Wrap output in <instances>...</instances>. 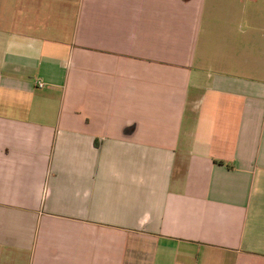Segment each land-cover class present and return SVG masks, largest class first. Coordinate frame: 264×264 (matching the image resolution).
I'll return each instance as SVG.
<instances>
[{
	"label": "crops",
	"instance_id": "1",
	"mask_svg": "<svg viewBox=\"0 0 264 264\" xmlns=\"http://www.w3.org/2000/svg\"><path fill=\"white\" fill-rule=\"evenodd\" d=\"M0 3V264H264V0Z\"/></svg>",
	"mask_w": 264,
	"mask_h": 264
},
{
	"label": "built area",
	"instance_id": "2",
	"mask_svg": "<svg viewBox=\"0 0 264 264\" xmlns=\"http://www.w3.org/2000/svg\"><path fill=\"white\" fill-rule=\"evenodd\" d=\"M39 86H42L43 85V83L42 82H40V81H38V83H37Z\"/></svg>",
	"mask_w": 264,
	"mask_h": 264
},
{
	"label": "rangeland",
	"instance_id": "3",
	"mask_svg": "<svg viewBox=\"0 0 264 264\" xmlns=\"http://www.w3.org/2000/svg\"><path fill=\"white\" fill-rule=\"evenodd\" d=\"M0 1H1V0H0ZM3 7H4V9H6V6L3 5ZM0 8H1V3H0ZM5 12H6V11H5Z\"/></svg>",
	"mask_w": 264,
	"mask_h": 264
}]
</instances>
